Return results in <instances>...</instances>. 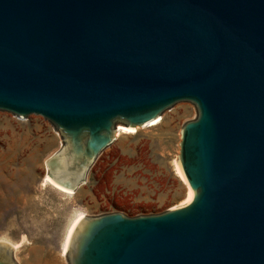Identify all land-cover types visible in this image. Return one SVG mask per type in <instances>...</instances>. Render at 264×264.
<instances>
[{
    "label": "water",
    "instance_id": "95a60500",
    "mask_svg": "<svg viewBox=\"0 0 264 264\" xmlns=\"http://www.w3.org/2000/svg\"><path fill=\"white\" fill-rule=\"evenodd\" d=\"M177 101L190 195L164 211L82 215L68 264H264V0H0V110L62 143L46 174L74 191L116 125ZM0 239V264H16Z\"/></svg>",
    "mask_w": 264,
    "mask_h": 264
},
{
    "label": "rangeland",
    "instance_id": "374dc122",
    "mask_svg": "<svg viewBox=\"0 0 264 264\" xmlns=\"http://www.w3.org/2000/svg\"><path fill=\"white\" fill-rule=\"evenodd\" d=\"M195 111L191 102L177 101L156 123L115 132L69 192L44 180L45 161L62 143L53 125L39 114L0 110V239L13 244L16 264H68L60 246L79 213L135 216L183 203L188 187L177 165L179 129Z\"/></svg>",
    "mask_w": 264,
    "mask_h": 264
},
{
    "label": "bare ground",
    "instance_id": "6f19581e",
    "mask_svg": "<svg viewBox=\"0 0 264 264\" xmlns=\"http://www.w3.org/2000/svg\"><path fill=\"white\" fill-rule=\"evenodd\" d=\"M158 117H159V115L157 116V117H155L153 120H152V124L153 123H156L157 122V120H158ZM122 131H133V129H132V126L130 127V126H126V125H123V124H119L118 126H117V128L115 129V132H116V135H119V133H122ZM115 132H114V134H115ZM177 165H178V163H177ZM179 168V167H178ZM178 170V169H177ZM179 175L182 177V179H183V176H182V173H181V171H180V169H179ZM45 181H48V182H50L52 185H54V186H56V187H58V188H60L61 190H67V189H64V188H62V187H60L59 185H57L47 174L45 175V179H44ZM183 181H184V179H183ZM185 182V181H184ZM188 187V186H187ZM67 191H69L70 192V190H67ZM190 189H189V187L188 188H186V190H185V195H184V198H183V200L182 201H186L187 199H188V197H189V195H190ZM82 216V214L81 213H79V214H77L76 216H74L72 219H71V221H70V223H69V225L67 226V229H66V231H65V234H64V237H63V239H62V242H61V246H60V250H61V254H64L65 253V255H66V244H67V239H68V236H69V233H70V231H71V229H72V227L74 226V224L76 223V221H77V219L79 218V217H81ZM3 240V239H2ZM5 241V240H4ZM7 242V241H6ZM11 246H13V244H11V243H9Z\"/></svg>",
    "mask_w": 264,
    "mask_h": 264
}]
</instances>
